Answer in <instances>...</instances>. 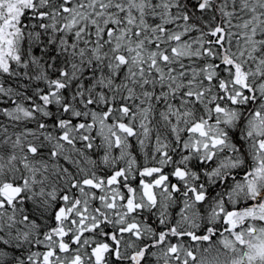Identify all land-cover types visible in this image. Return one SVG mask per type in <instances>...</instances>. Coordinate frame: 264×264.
Returning <instances> with one entry per match:
<instances>
[{"label": "snow or ice", "instance_id": "obj_1", "mask_svg": "<svg viewBox=\"0 0 264 264\" xmlns=\"http://www.w3.org/2000/svg\"><path fill=\"white\" fill-rule=\"evenodd\" d=\"M0 264H264V0H0Z\"/></svg>", "mask_w": 264, "mask_h": 264}, {"label": "rangeland", "instance_id": "obj_2", "mask_svg": "<svg viewBox=\"0 0 264 264\" xmlns=\"http://www.w3.org/2000/svg\"><path fill=\"white\" fill-rule=\"evenodd\" d=\"M140 162H141V163L143 162V161H142V159H141V161H140Z\"/></svg>", "mask_w": 264, "mask_h": 264}, {"label": "flooded vegetation", "instance_id": "obj_3", "mask_svg": "<svg viewBox=\"0 0 264 264\" xmlns=\"http://www.w3.org/2000/svg\"><path fill=\"white\" fill-rule=\"evenodd\" d=\"M116 154H118V153H116ZM122 166V165H121Z\"/></svg>", "mask_w": 264, "mask_h": 264}]
</instances>
